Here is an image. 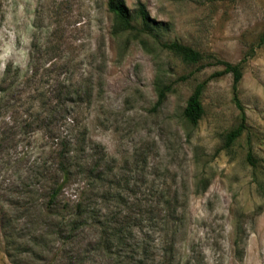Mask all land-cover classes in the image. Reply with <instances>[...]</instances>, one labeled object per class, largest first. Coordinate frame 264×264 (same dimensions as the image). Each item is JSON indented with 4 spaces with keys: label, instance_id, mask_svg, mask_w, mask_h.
<instances>
[{
    "label": "rangeland",
    "instance_id": "rangeland-1",
    "mask_svg": "<svg viewBox=\"0 0 264 264\" xmlns=\"http://www.w3.org/2000/svg\"><path fill=\"white\" fill-rule=\"evenodd\" d=\"M107 1L0 0V84L32 75V87H86L75 115L113 174L131 180L109 182L116 198L98 196L99 213L66 242L46 199L5 184L14 167L0 162V207L10 203L14 221L2 228L0 213V264H264V0H125L132 11L146 5L155 34L115 31ZM172 41L244 60L243 109L233 74H216L224 64L185 62L162 45ZM203 81L205 111L193 124L184 109ZM160 82L171 89L158 104ZM243 111L245 129L229 145Z\"/></svg>",
    "mask_w": 264,
    "mask_h": 264
},
{
    "label": "trees",
    "instance_id": "trees-1",
    "mask_svg": "<svg viewBox=\"0 0 264 264\" xmlns=\"http://www.w3.org/2000/svg\"><path fill=\"white\" fill-rule=\"evenodd\" d=\"M107 5L117 19L115 31L136 30L155 34L160 26L142 2L135 11L125 0H108ZM162 45L189 63H204L207 57L215 58L209 63L224 64V69L216 74L232 73L237 92L244 60L228 62L178 41L163 42ZM33 78L27 75L25 81H13L7 87L6 80L0 84V162L4 164L8 161L14 167L12 183L5 184L16 186V192L26 197L43 196V200L46 199L43 211L53 221L49 225L57 228L64 241L72 242L88 220L99 213L94 205L98 196L102 199L116 198L115 188L108 183L113 181L126 188L131 180L121 173L113 174L114 166L106 148L89 136L88 125L81 124L82 121L75 115L83 95L90 91L68 79L32 87L27 81ZM205 84L206 81H203L197 85L184 109L185 118L193 124L201 119L205 111ZM157 89V103L161 104L171 86L160 82ZM237 95L235 99L243 109ZM245 121L243 111L241 123L227 135L229 145L242 135ZM5 187L1 189L7 194L10 191ZM117 199L127 201L121 192ZM18 203V208H26L27 203L21 197L16 199L15 204ZM10 209V203L0 207L1 226L7 230L14 223L9 215ZM10 237L12 234H8V239Z\"/></svg>",
    "mask_w": 264,
    "mask_h": 264
}]
</instances>
